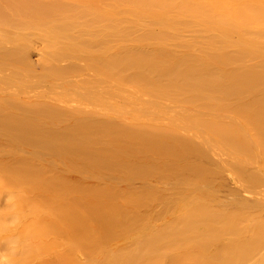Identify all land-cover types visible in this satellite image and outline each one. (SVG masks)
I'll return each instance as SVG.
<instances>
[{"label":"bare ground","instance_id":"obj_1","mask_svg":"<svg viewBox=\"0 0 264 264\" xmlns=\"http://www.w3.org/2000/svg\"><path fill=\"white\" fill-rule=\"evenodd\" d=\"M0 30L36 264H264V205L222 194L264 181V0H0Z\"/></svg>","mask_w":264,"mask_h":264},{"label":"rangeland","instance_id":"obj_2","mask_svg":"<svg viewBox=\"0 0 264 264\" xmlns=\"http://www.w3.org/2000/svg\"><path fill=\"white\" fill-rule=\"evenodd\" d=\"M33 40L35 41V39ZM40 44H41L40 42H35V46H38V45L40 46ZM31 58L37 61L38 57L32 54ZM107 90H110V88L107 87ZM65 92L68 94L67 96H69L71 99L79 98V95L81 93L80 89L77 86L68 88V90ZM1 181L2 180H0V213H2L0 214L1 215L0 216V223H1L0 224V256H1L0 264H21L20 259L22 260L23 258L27 262L23 260L22 264H24V262L25 264H36L35 257L37 256L38 248H36L37 246H35V244L34 246L31 245L32 243L35 242V232L19 229L20 227H19L18 222L20 218L19 216H21V212H20L21 209L17 202L19 201L18 195H16L17 191L14 189L11 191V189H9L5 185L4 181L2 182ZM261 182L262 184H258V183L252 184L254 185V189L252 190L253 192L249 194L244 193L243 190L239 188L238 184L230 183L228 187L227 185L223 187L222 194L223 193L225 194L226 199H234V198L245 199L247 198L249 200L253 199L255 202L261 205H264V181H261ZM136 184L139 185V183H136ZM5 189L6 190L8 189L7 191L10 190L11 192L9 191V193L11 194L7 193ZM247 196H251L252 199ZM159 208H161L160 205L157 206V209ZM25 234H27L26 236H28L26 237V239L29 238V236H31V239L30 238L29 239L32 241V243H29L31 241L28 242V239L26 241L25 236H24ZM63 236L65 237L64 234H62L60 237L63 238ZM62 240H64V238ZM25 242L26 243L28 242L32 247L30 245H28L27 247V244ZM61 242L63 241L60 240V243ZM262 251L264 252V246L261 248V252ZM261 257H262V254L253 255L251 257L244 258L243 260L240 261L239 264H262Z\"/></svg>","mask_w":264,"mask_h":264}]
</instances>
